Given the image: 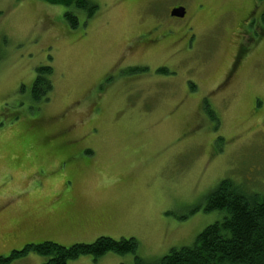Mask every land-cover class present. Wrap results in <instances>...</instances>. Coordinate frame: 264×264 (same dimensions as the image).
Wrapping results in <instances>:
<instances>
[{"label": "rangeland", "instance_id": "obj_1", "mask_svg": "<svg viewBox=\"0 0 264 264\" xmlns=\"http://www.w3.org/2000/svg\"><path fill=\"white\" fill-rule=\"evenodd\" d=\"M243 1L98 0L72 28L63 5L0 0V255L106 235L135 237L140 256L157 258L223 216L204 209L221 180L264 195V38L221 84ZM250 1L259 8L242 28L254 37L264 1ZM177 5L184 19L170 15ZM143 38L159 41L132 46ZM42 64L53 67V89L35 102ZM137 65L146 72H127ZM62 201H75L74 213L60 215ZM134 261L108 252L69 264ZM8 264L44 259L29 252Z\"/></svg>", "mask_w": 264, "mask_h": 264}, {"label": "trees", "instance_id": "obj_2", "mask_svg": "<svg viewBox=\"0 0 264 264\" xmlns=\"http://www.w3.org/2000/svg\"><path fill=\"white\" fill-rule=\"evenodd\" d=\"M42 1L63 5L64 18L72 28L80 25V14L89 20L100 9L98 0ZM133 1L132 4H137L144 0ZM146 70L147 68L137 65L127 69V72ZM53 71L50 64H42L36 68L30 91L35 102L50 100ZM158 71L169 73L166 67ZM209 112L213 116V111ZM205 202L206 212L219 211L223 216L206 226L193 243L173 247L161 257L145 259L140 256L138 254L140 242L135 237L116 239L102 235L93 242H76L69 246L52 240L26 243L20 249H13L9 255H0V264H8L29 252L40 255L44 259V264H69L83 255H90L97 260L108 252L133 253L135 254L133 264H264V195L256 193L248 196L232 180L225 178L214 190L208 192ZM61 203L62 209L65 212L69 211L64 213L66 216L74 213L75 201L74 204L68 201Z\"/></svg>", "mask_w": 264, "mask_h": 264}, {"label": "flooded vegetation", "instance_id": "obj_3", "mask_svg": "<svg viewBox=\"0 0 264 264\" xmlns=\"http://www.w3.org/2000/svg\"><path fill=\"white\" fill-rule=\"evenodd\" d=\"M264 1V0H261ZM258 4L256 3V1H243L242 5H240L239 8H237L235 11H239L240 13H242V18L240 19V27H244L246 22H250V20L252 19V16L257 12L258 9ZM187 10V7H186ZM188 12V10H187ZM262 14H264V8L261 10L260 12V16H262ZM188 15V13L186 14V16ZM184 19V18H183ZM240 28V40L238 42V45L236 43V49L234 51V54L231 58L230 64L228 65L227 70L225 71L223 78L221 79V84H229L232 85L233 81L236 79V75L240 74V72L243 69V64L245 63V61L253 54V56L256 55H260L258 53H255L256 49L258 48V46L261 45V42L264 38V27H262V32L258 35V36H252L251 35H247V32L243 29ZM180 38H178L179 40ZM144 41H138L137 39L132 43L133 45L138 44L139 46H142L144 48L149 47L150 44H152L153 42H158L159 40H153V39H148L146 40L145 38H143ZM252 43L253 46H248V44ZM215 90V88L213 89V91ZM51 210H53L51 208ZM54 211V210H53ZM60 211V210H59ZM57 211L60 215H66L64 213H61Z\"/></svg>", "mask_w": 264, "mask_h": 264}, {"label": "water", "instance_id": "obj_4", "mask_svg": "<svg viewBox=\"0 0 264 264\" xmlns=\"http://www.w3.org/2000/svg\"><path fill=\"white\" fill-rule=\"evenodd\" d=\"M171 15L183 18L186 15V8L184 6H177L171 10Z\"/></svg>", "mask_w": 264, "mask_h": 264}]
</instances>
